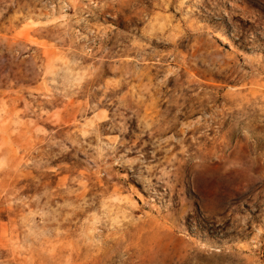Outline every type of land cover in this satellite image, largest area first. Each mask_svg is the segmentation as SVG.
<instances>
[{
	"label": "rangeland",
	"instance_id": "374dc122",
	"mask_svg": "<svg viewBox=\"0 0 264 264\" xmlns=\"http://www.w3.org/2000/svg\"><path fill=\"white\" fill-rule=\"evenodd\" d=\"M0 264H264V0H0Z\"/></svg>",
	"mask_w": 264,
	"mask_h": 264
}]
</instances>
